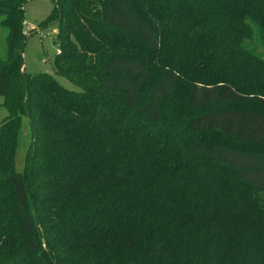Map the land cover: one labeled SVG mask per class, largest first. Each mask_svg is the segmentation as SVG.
Returning a JSON list of instances; mask_svg holds the SVG:
<instances>
[{
  "label": "trees",
  "instance_id": "obj_1",
  "mask_svg": "<svg viewBox=\"0 0 264 264\" xmlns=\"http://www.w3.org/2000/svg\"><path fill=\"white\" fill-rule=\"evenodd\" d=\"M26 1L0 0V264H264V0H54L79 91L25 72Z\"/></svg>",
  "mask_w": 264,
  "mask_h": 264
},
{
  "label": "rangeland",
  "instance_id": "obj_2",
  "mask_svg": "<svg viewBox=\"0 0 264 264\" xmlns=\"http://www.w3.org/2000/svg\"><path fill=\"white\" fill-rule=\"evenodd\" d=\"M60 2V1H59ZM54 0H27L23 6L24 30L27 33L25 45L23 47L24 69L26 73L36 74L46 72L51 74L63 87L79 91L80 88L72 83L64 75L57 71L54 60L56 54L61 50L57 33V23L42 26L47 16L53 9ZM7 29L0 26V56L6 53L5 38ZM73 40V38H72ZM260 52H264L259 47ZM184 87H181L183 89ZM2 97H0V102ZM7 111L4 106H0V121L6 116ZM185 117L181 123L173 124L170 129L180 130ZM162 126V125H161ZM160 131V130H159ZM31 128L26 116H22L21 125L18 131L17 150L15 154V168L21 171L24 167L25 156L30 144Z\"/></svg>",
  "mask_w": 264,
  "mask_h": 264
}]
</instances>
